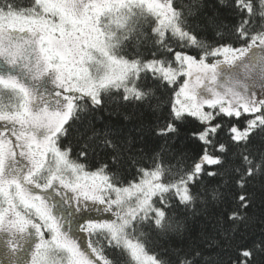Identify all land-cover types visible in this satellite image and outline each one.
Here are the masks:
<instances>
[{"label":"snow or ice","instance_id":"6c2138e0","mask_svg":"<svg viewBox=\"0 0 264 264\" xmlns=\"http://www.w3.org/2000/svg\"><path fill=\"white\" fill-rule=\"evenodd\" d=\"M0 264H264V0H0Z\"/></svg>","mask_w":264,"mask_h":264},{"label":"trees","instance_id":"16d2710c","mask_svg":"<svg viewBox=\"0 0 264 264\" xmlns=\"http://www.w3.org/2000/svg\"><path fill=\"white\" fill-rule=\"evenodd\" d=\"M31 0H18V3H20L21 5H28L30 4ZM136 121L133 120L130 123H127L124 125L126 130H133L134 129V125H135ZM134 134V132H133ZM149 146L151 147V144H149ZM179 147H183V141L180 143ZM131 176H128V179H131ZM204 221L203 219H193L190 221V228L192 229L193 233H197L199 232L200 228L203 226Z\"/></svg>","mask_w":264,"mask_h":264}]
</instances>
